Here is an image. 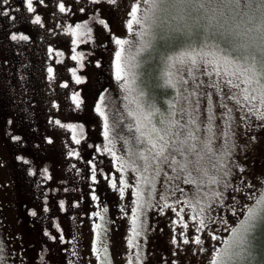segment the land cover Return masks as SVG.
<instances>
[{"label": "snow or ice", "instance_id": "obj_1", "mask_svg": "<svg viewBox=\"0 0 264 264\" xmlns=\"http://www.w3.org/2000/svg\"><path fill=\"white\" fill-rule=\"evenodd\" d=\"M87 2L90 7L78 11L91 12V21L81 18L80 23L57 27L70 35L71 59L80 68L86 66L85 54L76 51L81 38L96 42L97 23L106 31L109 80L114 78L119 94L112 95L108 88L98 91L93 109L102 121L99 144L88 143L86 122H65L49 115L46 123L56 127L51 132L45 128L34 145V159L40 158L44 145L55 147L57 128L70 130V140L60 141L59 154L84 161L92 182L88 203L99 207L96 189L101 178L118 193L115 207L127 218L130 235L122 237L126 248L115 251L111 250L114 243L103 237L111 231L107 226L116 221H106L99 210L80 209L83 196L67 208L64 199L58 201L57 211L77 209L73 220L89 218L90 252L95 259L88 264H117L121 251L124 257L119 264H146L153 213L168 214L172 228L175 251L169 249L173 258L163 264H181V253H195L194 264H264V172L257 176L244 162L258 141L254 133L264 130V0ZM45 3L19 0L13 5L11 0H0V17L14 22L23 7L34 23L43 26L37 4ZM55 7L60 13L70 11L64 0ZM117 17L123 27L119 33L112 28ZM7 34L12 41L30 40L24 32ZM47 51L49 56L54 51L57 57L64 54L51 45ZM94 64L102 69L105 61L96 59ZM178 65L186 66V76L174 72ZM69 70L77 85L88 80L75 67ZM46 71L52 81L53 66L49 64ZM63 83L68 87L70 82ZM71 101L76 109L85 102L80 91L71 92ZM51 107L60 105L53 99ZM11 140L18 145L27 142L21 134H12ZM73 142L77 147H71ZM15 160L30 165L29 174L39 172L42 178L52 179L47 164L35 168L24 155H16ZM48 200L45 195L43 212L50 211ZM28 211L37 216L35 209ZM108 211L105 204L103 213ZM47 219L44 236L54 245L67 247L64 241L70 228L55 215ZM15 240L0 237V264H26L22 237L19 250ZM41 264L48 262L42 258Z\"/></svg>", "mask_w": 264, "mask_h": 264}, {"label": "rangeland", "instance_id": "obj_2", "mask_svg": "<svg viewBox=\"0 0 264 264\" xmlns=\"http://www.w3.org/2000/svg\"><path fill=\"white\" fill-rule=\"evenodd\" d=\"M11 2L13 5L19 3L17 0H11ZM64 2L70 8L69 12H59V9L55 7L58 0H46L45 5L37 4V12L42 16L43 26L34 23L30 18L31 14L27 13L23 7L15 13L17 19L14 22H8L0 17V161L4 162V165H0V237L8 241L15 237L18 250L22 237L26 264H41L42 258L48 264H67L69 260L72 264H88L90 260L95 259L94 254L90 252L89 238L92 234L89 230V218L79 216L78 219L73 220L72 215L77 211L75 207L70 211H57L59 199L66 201L67 208L70 201L83 196L84 199L80 200L79 204L80 209L89 212L93 209L99 210L106 221L108 219L116 221L107 226L111 231L103 237L106 242L111 240L114 243L112 251L117 248L121 250L126 248V242L122 237L130 235L126 232L127 218L121 217L115 207L118 193H114L110 185H106L101 178L96 189L100 197L99 207L97 208L95 204L90 205L88 185L92 182L90 175L85 173L84 161L62 157L59 154L60 141L70 140V130L57 128L55 147L49 148L44 145L40 158L34 159L36 155L34 145L40 142L39 137L44 134L45 128L51 132V129L56 127L46 123L49 115L57 116L65 122H86L88 143L95 141L99 144L102 140V121L98 114L94 113V101L98 99V91L104 88H108L112 95L119 94L115 90L114 78L109 80L107 61L110 50L107 47V40L104 39L106 31H103L98 23L94 25L93 33L96 42L84 37L76 46V51L85 54L83 63L86 66L80 68L79 63L71 59V37L61 27H57V24L80 23L81 18L91 21L92 14L89 12L85 15L78 11L81 6L90 7L87 0H64ZM112 28L118 33L123 31L119 17L113 20ZM10 31L24 32L30 36V40L12 41L7 34ZM101 40L103 42H100ZM49 45L53 49H60L64 54L57 57L54 51L49 56L47 51ZM96 59L105 61L102 69L94 64ZM49 64L54 69L52 81L47 79L46 69ZM72 67L77 69L78 75L87 76L88 80L77 85L69 70ZM177 70L180 74L187 75L186 66L178 65L174 72ZM64 80L70 82L68 87H65ZM72 91H80L84 97L85 102L80 109H76L71 101ZM53 99L59 103V109L51 107ZM8 119L13 121L12 125L7 124ZM19 128L26 137V147L11 140L12 134H20ZM33 131L35 135L32 134ZM64 132H67V135H60ZM254 134L257 135L258 141L253 142L252 151L244 162L259 176L261 172H264V130H256ZM16 155H24L29 160H33L31 166L35 168H41L47 164L50 167L52 179L42 178L39 172L35 175L27 172L30 178L28 179L24 168L27 169L30 165L15 160ZM45 195L49 197V212H43L42 209ZM105 204L109 207L107 213H103ZM29 209H35L37 216H32ZM53 215L66 228H70V234H66L64 241L67 247L63 244L54 245L44 236L43 230L49 226L47 218ZM40 219L41 222L38 221ZM81 220L84 221L83 224L80 223ZM96 220L99 222L98 217ZM150 222L153 230L148 233L146 264L170 262L173 257L169 249L175 251V246L170 242L172 228L169 224V215L153 213L150 215ZM181 246L195 247V245ZM9 247L11 248V243ZM73 252H77L78 255L73 256ZM181 255L183 256L181 264H194L195 253H181ZM123 257L124 253L121 251L115 258L117 264ZM196 260H199V256H196Z\"/></svg>", "mask_w": 264, "mask_h": 264}, {"label": "trees", "instance_id": "obj_3", "mask_svg": "<svg viewBox=\"0 0 264 264\" xmlns=\"http://www.w3.org/2000/svg\"><path fill=\"white\" fill-rule=\"evenodd\" d=\"M17 1L19 2V0H17ZM19 131H20V134L24 136V133H23V131L21 130V128H19ZM24 137H25V136H24ZM25 140H26V137H25ZM20 145H23L24 147H26L27 143L20 144ZM75 146H76V145H74V142H73V147H75ZM24 173H25L26 176L29 175V174L27 173V171H26L25 168H24ZM27 178L30 179L28 176H27ZM38 221L41 222V219L38 220ZM40 230H42V229H40Z\"/></svg>", "mask_w": 264, "mask_h": 264}]
</instances>
